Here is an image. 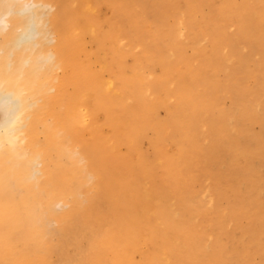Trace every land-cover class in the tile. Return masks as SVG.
I'll list each match as a JSON object with an SVG mask.
<instances>
[{"label":"bare ground","instance_id":"6f19581e","mask_svg":"<svg viewBox=\"0 0 264 264\" xmlns=\"http://www.w3.org/2000/svg\"><path fill=\"white\" fill-rule=\"evenodd\" d=\"M0 20V264H264V0Z\"/></svg>","mask_w":264,"mask_h":264},{"label":"rangeland","instance_id":"374dc122","mask_svg":"<svg viewBox=\"0 0 264 264\" xmlns=\"http://www.w3.org/2000/svg\"><path fill=\"white\" fill-rule=\"evenodd\" d=\"M105 9H106V11L108 12V14L110 15L111 13H112V9H111V6H105L104 7ZM207 8V7H206ZM170 17V19L172 20L173 19V17L172 16H169ZM4 19V18H3ZM2 19V20H3ZM2 20H0V23H1V21ZM4 21V20H3ZM90 42L91 41H89L88 42V44H90ZM90 46H91V44H90ZM129 71V70H128ZM156 71L158 72L159 71V68H156ZM224 102H225V104L226 105H229L230 103H231V99H230V97H226L225 98V100H224ZM165 109L164 108H160V115L161 116H164L165 115V111H164ZM9 113H8V106H6L4 103H0V122L1 121H3L4 119H5V117L8 115ZM251 128H252V130H254V131H260L261 129H262V124H261V122L260 121H254L252 124H251ZM144 144L147 146V144H148V141L147 140H145V142H144ZM210 238V237H209ZM208 238V239H209ZM234 238H236V236H234ZM204 241H205V239H204Z\"/></svg>","mask_w":264,"mask_h":264}]
</instances>
